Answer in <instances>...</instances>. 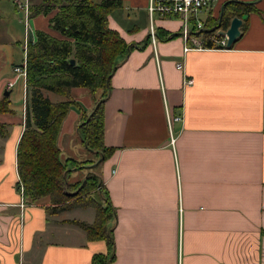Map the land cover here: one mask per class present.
<instances>
[{
  "label": "crops",
  "instance_id": "crops-1",
  "mask_svg": "<svg viewBox=\"0 0 264 264\" xmlns=\"http://www.w3.org/2000/svg\"><path fill=\"white\" fill-rule=\"evenodd\" d=\"M148 1L120 0L107 16L108 26L133 46L116 59L103 102L102 141L112 151L96 159L83 146L76 105L60 123L58 148L63 158L96 159L73 170L97 175L114 210L107 223L110 264H264V0H216L201 14L204 24L219 18L229 1L252 2L256 11L240 18L231 46L214 42L186 52L180 20L157 16L161 37L152 49ZM18 2L0 0V100L7 97L10 109L0 114L6 131L0 133V264H92L94 254L109 253L107 243L88 239L74 221L91 223L93 209L51 214L48 197L27 203L17 188L23 86L16 89L21 78L6 85L22 61L25 33L28 42L37 30L55 34L49 19L57 11L29 16L25 28ZM186 78L193 82L184 84ZM84 89L70 94L89 113L94 103ZM166 113L182 116L171 123L173 145Z\"/></svg>",
  "mask_w": 264,
  "mask_h": 264
},
{
  "label": "trees",
  "instance_id": "trees-1",
  "mask_svg": "<svg viewBox=\"0 0 264 264\" xmlns=\"http://www.w3.org/2000/svg\"><path fill=\"white\" fill-rule=\"evenodd\" d=\"M119 6L120 0H43L40 5H29L30 17L48 14L55 8L57 11L49 19L55 34L37 30L36 40L27 44L24 128L16 146L17 188H22V197L27 203H39L41 198L48 197L46 210L51 214L77 206L94 209L91 223L74 221L84 229L88 239H103L107 243L109 253L94 254L92 264L111 262L113 242L107 223L114 216V210L101 183L99 188L105 203L90 196V191L97 186L98 177L94 173H88L80 183L70 182L73 169L93 162L63 158L57 136L68 108L76 105L80 110L78 134L83 146L103 158L112 151L102 141L103 102L116 59L133 47L108 26V14ZM255 11L252 2L225 3L221 16L207 18L199 31L203 45L213 47L214 42L208 37L216 35L219 38L216 30L226 28L232 17L241 18ZM245 27L246 19L242 29ZM74 87L85 88L94 97L95 103L89 113L72 99L70 91ZM45 92L65 99L52 101ZM98 92L101 95L97 96ZM8 103L7 97L0 100V114L10 112ZM5 132V125L0 123V133L4 135ZM78 187L79 191L74 193Z\"/></svg>",
  "mask_w": 264,
  "mask_h": 264
},
{
  "label": "built area",
  "instance_id": "built-area-1",
  "mask_svg": "<svg viewBox=\"0 0 264 264\" xmlns=\"http://www.w3.org/2000/svg\"><path fill=\"white\" fill-rule=\"evenodd\" d=\"M216 0H149L147 4V14L149 20L148 26V39L149 43L152 45V49L155 50V44L158 40L155 19L156 16L159 18H177L180 20V30L179 35L183 41V51H189L191 49H199L205 47L203 45V37L199 31L204 28V20L201 18V14L205 10H209L215 4ZM17 7L23 10V21L24 26L27 28V22L29 18V0H23V2H18ZM216 33V32H215ZM209 40L219 44V46H225L226 36L221 38H216V35H211L208 37ZM27 33L24 37V58L21 63L13 67V73L15 74L14 81L7 82L6 88H11L17 78L23 80V102L25 106L26 100V50H27ZM155 54V51H154ZM176 67L182 69V64L177 63ZM184 84H191L193 82L192 78L184 79ZM182 120L181 115H171L166 113V122L169 129V142L173 145L175 140V135L172 133L171 123L173 121L180 122ZM20 195L22 197V188L19 189ZM23 200V198H22Z\"/></svg>",
  "mask_w": 264,
  "mask_h": 264
},
{
  "label": "rangeland",
  "instance_id": "rangeland-1",
  "mask_svg": "<svg viewBox=\"0 0 264 264\" xmlns=\"http://www.w3.org/2000/svg\"><path fill=\"white\" fill-rule=\"evenodd\" d=\"M23 44H24V41H23ZM23 44H22V46H21V48H22V52H21V56H20V58L21 59H23L24 58V51H25V49H24V46H23ZM28 44V43H27ZM20 59V60H21ZM15 79V78H14ZM14 79L13 80H11V81H14ZM21 81V82H20ZM20 81H18L17 82V84H16V89H18V88H20V86H21V83H22V86L24 85V83H23V80L22 79H20ZM84 89V88H83ZM85 91H87V89H84ZM46 94L48 93V92H45ZM89 93V92H88ZM90 94V93H89ZM52 96V98L54 97V95H51ZM98 96V95H97ZM97 96H95V97H97ZM63 97V96H62ZM65 98V97H64ZM63 100V99H62ZM92 101H93V103H95V100H94V97H92ZM21 103V102H20ZM22 106H24V102H23V94H22ZM25 107V106H24ZM78 152L81 154H79L80 155V158L81 159H89V155L87 154V155H85L84 156V154H86L85 153V151H81L80 152V150H78ZM95 158L96 159H98L99 158V155H97V157L95 156ZM94 157H92V159H89V160H85V161H93V160H96ZM74 168V167H73ZM76 170V169H75ZM86 175L83 173V172H81V171H75L73 174H72V176H71V178H70V182L71 183H74V184H76V183H80L81 181H83V179H84V177H85ZM101 182H99V180L97 179V186L95 187V189L93 190V191H90V196H92L93 198H94V200L96 199L99 203H101V204H104L105 202H104V199H103V195H102V192H101V189L99 188V184H100ZM102 184V183H101ZM80 187V186H79ZM77 188L75 191H74V193H77L78 191H79V189L80 188ZM45 203H47L48 204V202L47 201H45ZM72 208H78V206L77 207H72ZM72 208H70V209H72ZM81 208H92V207H81ZM93 209V208H92ZM93 211H94V209H93ZM88 212H92V211H90V210H87L86 211V213H88ZM95 213V212H94ZM74 215H80L79 213H73Z\"/></svg>",
  "mask_w": 264,
  "mask_h": 264
},
{
  "label": "water",
  "instance_id": "water-1",
  "mask_svg": "<svg viewBox=\"0 0 264 264\" xmlns=\"http://www.w3.org/2000/svg\"><path fill=\"white\" fill-rule=\"evenodd\" d=\"M242 20L236 16L232 17L229 21L228 27L224 30H220L219 34L222 36H226V47L231 46V44L236 40V38L240 35V25ZM70 62L73 64L74 60L71 59ZM8 95V93H5Z\"/></svg>",
  "mask_w": 264,
  "mask_h": 264
}]
</instances>
